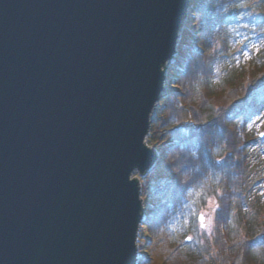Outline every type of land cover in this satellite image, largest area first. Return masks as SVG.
Returning a JSON list of instances; mask_svg holds the SVG:
<instances>
[{
  "label": "water",
  "instance_id": "obj_1",
  "mask_svg": "<svg viewBox=\"0 0 264 264\" xmlns=\"http://www.w3.org/2000/svg\"><path fill=\"white\" fill-rule=\"evenodd\" d=\"M189 3L0 0V264H137L131 175Z\"/></svg>",
  "mask_w": 264,
  "mask_h": 264
},
{
  "label": "trees",
  "instance_id": "obj_2",
  "mask_svg": "<svg viewBox=\"0 0 264 264\" xmlns=\"http://www.w3.org/2000/svg\"><path fill=\"white\" fill-rule=\"evenodd\" d=\"M246 2L190 0L147 139L159 157L141 179L151 253L145 264H264V223L252 211L264 180L253 164L261 148L243 135L264 109V61L252 57L259 45L264 51V13L239 26L253 17ZM240 28L249 32L242 40ZM198 191L217 202L214 255L175 239Z\"/></svg>",
  "mask_w": 264,
  "mask_h": 264
},
{
  "label": "rangeland",
  "instance_id": "obj_3",
  "mask_svg": "<svg viewBox=\"0 0 264 264\" xmlns=\"http://www.w3.org/2000/svg\"><path fill=\"white\" fill-rule=\"evenodd\" d=\"M247 0H245L246 2ZM248 6L253 8V10H248L247 14L253 13V17L250 15H247V20L240 22L239 26L241 25L242 27H248L251 25V20H254L257 17H260V13H264V0H248L245 4V8L249 9ZM262 11V12H261ZM255 14V16H254ZM188 18V15L186 17V20ZM185 20V22H186ZM253 23V22H252ZM185 24V23H184ZM184 28V25H183ZM182 28V30H183ZM181 30V33H182ZM263 30V29H262ZM180 33V36H181ZM246 30L239 29L236 32V36H238L239 39H245L247 36ZM263 33V31H262ZM237 38V39H238ZM180 39V38H179ZM235 45V44H234ZM237 45V43H236ZM240 47L239 43L236 47ZM261 46L259 45L255 51L252 54V57H257L256 61L259 63L261 61H264V51L261 53ZM251 57V56H250ZM251 59L253 60V58ZM169 65L170 61L167 62L166 65H164L163 69L164 72L169 70ZM166 79H167V74H166ZM160 99V98H159ZM159 100L157 101L155 105V110L157 107ZM155 114V111L152 113V117L149 122V130H150V125L153 120V116ZM263 124H264V109H262L261 114L259 113L257 116H255L253 119L249 120L247 123L243 125V135L246 136L247 138L253 137V141L250 142L248 145H252V149L257 147L258 145L260 146L261 150L255 154L256 158L254 157V166L256 169V173L258 171V174L261 176H264V137L261 135L262 132H264L263 129ZM149 130L148 134L146 136L145 144L148 145L147 139L149 138ZM260 133V134H259ZM259 134V137L261 140L256 139V135ZM256 141L255 144L253 142ZM153 149L152 147H150ZM155 150V149H153ZM156 151V150H155ZM157 152V151H156ZM158 153V152H157ZM159 157V156H158ZM158 160V158H157ZM156 165V163H155ZM155 165L152 167V169L155 167ZM150 169L148 172L145 174H140L137 170H135L131 178H136L139 184V197L141 198V204H142V219L141 222L138 226L137 229V234H136V262L137 264H145V262H148V259L150 258L149 254H151L147 248L148 242H146V237L147 235V230H146V223L144 221L145 219V212H144V204H143V191L141 189V179L147 175L149 172L152 171ZM195 202H191L187 206V210L184 213V218L181 220H178L180 222L179 230L176 232L175 239L183 245H192L200 248V250H203L206 254H215V246H214V239H215V226H216V208H217V202L216 199L211 195L207 196L203 194V192L198 191L195 193ZM255 197H257L256 203L252 207V211L256 214V220L258 224H263L264 220V180L259 183L255 187L254 191ZM202 215L204 217L203 219V228H200V222L198 220V216ZM184 219V220H183ZM177 221V222H178ZM189 237L190 240L186 241V238ZM161 250L166 253L164 250V247H161ZM150 263V261H149ZM151 264H155L152 262Z\"/></svg>",
  "mask_w": 264,
  "mask_h": 264
},
{
  "label": "snow or ice",
  "instance_id": "obj_4",
  "mask_svg": "<svg viewBox=\"0 0 264 264\" xmlns=\"http://www.w3.org/2000/svg\"><path fill=\"white\" fill-rule=\"evenodd\" d=\"M261 135L264 136V133H261ZM203 219H204V217L201 216V217H200V220H201V223H202V224H203Z\"/></svg>",
  "mask_w": 264,
  "mask_h": 264
},
{
  "label": "bare ground",
  "instance_id": "obj_5",
  "mask_svg": "<svg viewBox=\"0 0 264 264\" xmlns=\"http://www.w3.org/2000/svg\"><path fill=\"white\" fill-rule=\"evenodd\" d=\"M189 5H190V3H189ZM188 16H189V11H188ZM168 72L167 71H165V74H167ZM154 111H155V109H154ZM146 140V139H145Z\"/></svg>",
  "mask_w": 264,
  "mask_h": 264
}]
</instances>
